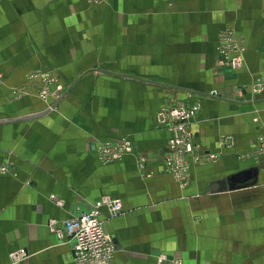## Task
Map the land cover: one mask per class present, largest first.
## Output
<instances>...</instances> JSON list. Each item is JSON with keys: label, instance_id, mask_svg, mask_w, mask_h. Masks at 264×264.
Listing matches in <instances>:
<instances>
[{"label": "crops", "instance_id": "crops-1", "mask_svg": "<svg viewBox=\"0 0 264 264\" xmlns=\"http://www.w3.org/2000/svg\"><path fill=\"white\" fill-rule=\"evenodd\" d=\"M226 27L246 42L234 74L216 66ZM35 70L64 91L51 103L12 100ZM262 70L264 0H0V264H72L71 244L50 221L60 225L103 196L122 205L105 221L110 264H264V155L236 158L264 133V92L249 102L230 96ZM168 101L202 107L184 188L163 171L170 135L156 113ZM226 136L233 149L220 145ZM118 138L132 149L100 162L96 146ZM250 167L253 186L207 192ZM18 251L26 257L14 261Z\"/></svg>", "mask_w": 264, "mask_h": 264}, {"label": "built area", "instance_id": "built-area-1", "mask_svg": "<svg viewBox=\"0 0 264 264\" xmlns=\"http://www.w3.org/2000/svg\"><path fill=\"white\" fill-rule=\"evenodd\" d=\"M238 58L237 55L231 57L232 67L240 63ZM190 108L184 105L180 109L174 108L172 111L177 110L178 113L169 116L168 113L164 114L161 111L156 119L160 127L168 129L171 133L167 140L165 168L173 172L182 183L186 182L185 173L189 169L186 158L193 154L195 147L192 143V134L186 129L187 116L183 115L184 113L193 115L196 108L193 112ZM131 149L132 144L129 141L121 143L106 141L96 146L98 159L102 163L122 158ZM121 213L122 205L119 199L103 196L89 211L65 219L60 225L57 221L51 220L49 226L60 240L71 244L72 264H110L115 253V243L111 234L105 229V221L114 219ZM25 257L24 251L10 255L14 261Z\"/></svg>", "mask_w": 264, "mask_h": 264}, {"label": "rangeland", "instance_id": "rangeland-1", "mask_svg": "<svg viewBox=\"0 0 264 264\" xmlns=\"http://www.w3.org/2000/svg\"><path fill=\"white\" fill-rule=\"evenodd\" d=\"M83 1L90 3V4H103L106 0H83ZM246 50L247 49H246L245 37H242L241 35H239L236 32V30L230 27H226L220 30L216 37V66L220 70L227 71L228 73L234 74L238 72L240 69H242L244 65V60H245L244 55H245ZM234 55H237L239 57L238 59L240 63L236 65L235 67H232V65L230 64V59ZM27 81H29L28 84L24 83L23 85L14 88V90L11 92L12 100H19L23 98L24 96L33 94L38 100L42 102L51 103L53 100L59 97V94L62 91H64L61 83L57 81V79L49 71L45 72L41 70H35L29 74ZM263 92H264V70H262L259 74L255 75V77L247 85L236 87L230 93L232 94L230 96L233 99L235 98L236 100H239V101L249 102L251 100H255L254 98H257ZM211 93H215V91L210 92L209 94ZM212 97H217V95H212ZM183 105L187 107H191L190 109H192V112L194 108H196L193 115L192 113L183 114L184 116H187V119H188L187 124H186V129L187 131H190L191 133L192 125L201 115L202 107L199 102H195V101H192V102L181 101V102H173V103H170L169 101L164 102L156 113V119L158 117L159 112L163 111L164 114L168 113L167 116H169L170 114L173 115L174 113H178V111L177 110L172 111V110L174 108L180 109L181 106ZM256 119L257 118L255 117L253 122H255ZM166 130L168 131V129ZM169 135H171L170 132H169ZM106 141L121 143L122 141L127 142L130 140L118 138V139H113V140H105L102 142H106ZM192 143L194 144L193 137H192ZM234 144H235L234 139L231 136H226L222 138L221 143H220V145L225 149H233ZM252 147L249 146L245 150H243L241 153H237L236 158L238 160L237 162L238 164H241V165L247 164L252 159L255 160V156L264 155V133L257 134L255 138V144ZM166 149L167 147L165 148V151L163 154V163H164V159L166 158V153H167ZM200 154L202 153L200 152ZM211 154L213 155H210L209 156L210 159L208 160L210 161L216 160L218 155L216 153H211ZM122 158L112 160L108 163L118 162ZM191 160L192 161L195 160L194 152L191 156L186 158V161L189 163V169L185 173V177H186L185 183H182L179 180V178L173 174V172L165 168L164 164H163V171L172 178L175 184H177L181 188H184L187 186L188 181H189V171H190ZM142 168H144V166H142ZM164 259L165 258L161 257V261ZM159 260H160V257H159Z\"/></svg>", "mask_w": 264, "mask_h": 264}, {"label": "water", "instance_id": "water-1", "mask_svg": "<svg viewBox=\"0 0 264 264\" xmlns=\"http://www.w3.org/2000/svg\"><path fill=\"white\" fill-rule=\"evenodd\" d=\"M73 85L74 84L69 86L67 91H69L73 87ZM64 95L65 93L60 95V98L55 103H53L50 108H54L57 105L58 101ZM257 175L258 169L255 167L243 169L241 171H238L236 173H233L231 175L225 176L221 179L209 183L207 186V192L210 194H218L248 188L255 184Z\"/></svg>", "mask_w": 264, "mask_h": 264}, {"label": "bare ground", "instance_id": "bare-ground-1", "mask_svg": "<svg viewBox=\"0 0 264 264\" xmlns=\"http://www.w3.org/2000/svg\"><path fill=\"white\" fill-rule=\"evenodd\" d=\"M221 46V45H220Z\"/></svg>", "mask_w": 264, "mask_h": 264}]
</instances>
